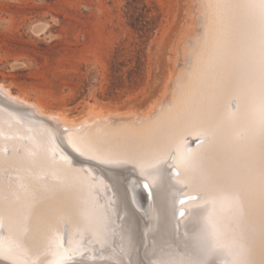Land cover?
<instances>
[{
	"label": "bare ground",
	"instance_id": "1",
	"mask_svg": "<svg viewBox=\"0 0 264 264\" xmlns=\"http://www.w3.org/2000/svg\"><path fill=\"white\" fill-rule=\"evenodd\" d=\"M196 1L198 29L191 32L185 45V68L175 81L177 89L169 106L155 113L152 119L142 118L144 120L139 125L129 120L114 125L107 116L97 117L103 115L102 110L90 109V115L82 118L88 122L92 118L91 123L85 131L75 135L83 138L84 143L87 140L93 144L97 152L103 153L102 157L71 145L67 127L76 128L78 123H84L82 119L78 122L69 118L61 114L62 110L48 112L38 101L36 103L14 93L0 81V108L13 114L0 111V131L17 132L25 138L0 137V146L11 149L21 146L24 151L18 155L11 150L10 156L0 151V225L8 229V237L0 244L11 245L17 241L22 244L23 241L22 256L30 264H91L86 263L88 260L73 262L67 253L81 252L84 242L71 238L67 246H62L59 225L66 221L69 235L73 231L89 232L92 238L89 245L95 241L101 247H108L109 251L102 253L104 257L101 258L90 252V259L95 260L93 264H104L100 259H107L108 263L104 261L106 264H160L162 259L176 261L177 264L188 260H199L202 264H219L218 261L221 264H245L226 259L232 250V231L236 223L231 217L227 221L220 217L222 205L219 196L224 190H232L229 181L233 172L237 170L243 174L244 169H234L216 117L232 123L242 115L251 114L249 104L259 100L253 97L264 94V25L259 8L247 6V0ZM186 96L196 103L199 100V110L184 108V103L189 100ZM232 98L236 99L235 110L228 103ZM19 108L24 115L35 114L37 119L32 120L34 123H43L42 127L39 125L38 132L18 130L17 124L21 120V115H17ZM24 117L28 121L33 119L29 115ZM190 120L206 123L205 129L213 131L207 141L201 137L205 129L193 131L190 129L193 126H183L191 124ZM48 125L58 128L53 126L54 131L51 126V131ZM53 131L64 144V149L61 147L65 151L63 154L76 164L70 163L66 156L62 159L61 155L54 154ZM217 133L221 140L215 136ZM187 135L188 140L185 138ZM198 136L203 140L198 141ZM262 140L258 139V144ZM171 150L173 161L168 162L166 156ZM122 157L126 159L114 160ZM27 162L35 166L30 179L17 175L14 186L4 182L1 177L3 170L14 169L19 174L25 171ZM81 164L84 169L80 168ZM41 174L48 175V180ZM252 178L251 185L245 184L243 188L253 200L257 195L261 208H264V196L260 194L264 190H257L260 181ZM141 183L148 187L141 186L140 194L135 188ZM183 185L188 190H184ZM194 190H201L203 198L179 203L180 199L195 196L191 194ZM98 194H102V200ZM3 195L9 196L8 201L3 200ZM137 199L139 202L143 200L142 206ZM110 201H113L112 206ZM203 205L211 208L207 215L198 212ZM108 209L115 226H119L116 239L108 229L109 219L104 214ZM180 211H184V216H180ZM248 222L250 224V220ZM253 223L256 224L255 221ZM185 239L192 244L197 242V256L183 255L187 252ZM176 247H179L178 251L171 250ZM263 248L264 234L260 236L257 249ZM105 249L100 250L104 252ZM117 250H122V253ZM5 262L0 259V264H7Z\"/></svg>",
	"mask_w": 264,
	"mask_h": 264
},
{
	"label": "rangeland",
	"instance_id": "2",
	"mask_svg": "<svg viewBox=\"0 0 264 264\" xmlns=\"http://www.w3.org/2000/svg\"><path fill=\"white\" fill-rule=\"evenodd\" d=\"M197 8L196 0H0V81L8 85L14 93L26 96L34 102L38 101L44 110H48V112L49 110L50 112H61L62 110L61 114L77 119L78 122L84 121L85 115H90L91 109L102 110L103 115L97 117L107 116L114 125L124 120L139 125L146 117L152 119L155 113L168 107L173 100L177 89L175 81H178L185 68V45L191 32L198 29L196 24ZM262 96L253 97L259 100L249 104L252 109L251 114L242 115L232 123L216 117L217 124H221V133L225 136L224 147L231 154V163L234 165V169H244L243 174H239L237 170L233 172L229 181L232 190H224L219 196L222 205L220 217L226 221L231 217L234 219V224L236 223L232 231L234 241L230 245L232 250L226 259L237 260L245 264H264V250L257 249L260 236L264 234V208H261L257 195L256 200H253L252 196L249 193L247 195V191L243 188V186L246 187L245 184L251 185V181L254 180L252 177H256L260 181H258L257 190L262 192L264 190V94ZM187 99H189L188 102L185 101L188 105L184 103V108H189V111L199 110V100H196L198 101L196 103L189 97ZM189 101L191 105L192 103L195 105H192L193 108ZM228 103L232 110L236 109L235 98L230 99ZM196 104L198 105L196 106ZM186 109L184 110L186 111ZM3 110L0 108V111L3 112ZM20 110L19 108L18 112L20 113L17 114L21 115L19 116L21 120L17 124L18 130L38 132V128L42 127L43 123H34L32 120L37 119L35 114L25 113L24 115ZM4 112L12 114L6 110ZM119 114H123L122 117L116 116ZM28 115L33 119L28 121L26 118V123L24 116ZM247 116L248 119L250 118L249 120H246ZM79 119L82 120L79 121ZM91 119L89 122L85 120V125L82 122L81 124L76 122V124L78 123L75 124L76 128L72 126L74 128L72 129L70 126L71 128L67 127L68 130L66 128L65 130L70 134V143L75 149L93 152L102 157L103 153L97 152L93 144L88 143L87 140L84 143L83 138L75 135L83 132L82 130L85 131L91 123ZM190 121L191 124L183 126H193L190 127V129H194L193 131H202L207 127L206 123ZM48 126L50 128L52 125ZM55 128L54 131H56ZM205 130L206 132L201 137L207 141L213 131ZM54 131L51 138L54 145L53 152L56 153V156L61 155L60 157L63 159L66 156L63 154L65 152L64 144L61 143L62 140H58L60 136ZM13 136L25 139L17 132L0 131V137L10 138ZM215 136L221 140L218 133ZM201 137H197L198 141L203 140ZM185 138L188 140L189 136L187 135ZM261 138L263 139L262 143L258 144L257 140ZM219 143L221 144V141ZM192 144L190 142L191 147ZM11 150L17 152L18 155L24 154L21 146L14 149L5 145L0 146V151L6 153L7 156L12 154ZM173 154L172 150L169 151L166 161L172 162ZM67 158L70 159V163L76 164L71 157ZM118 159H126V157L114 158V160ZM27 163L25 171L19 172V174L14 169L3 170L1 177L4 182L14 186L17 175L26 180L30 179V173L35 166ZM82 165L80 168L84 169ZM40 176L45 180H48L49 177L44 174ZM182 187L185 188L184 190H188L186 185ZM192 192L191 194L195 195L192 196L195 197L194 201L203 198L201 190ZM263 193L260 194L264 196ZM100 196L98 194V197L101 198L99 199L102 200V194ZM2 198L4 201H8L9 196L3 195ZM189 198L185 201L192 200ZM109 204L112 206L113 201H110ZM210 209L207 205H203L198 209V212L207 215ZM104 214L109 219L108 229L113 239H116L119 235V228H117L119 226H115L109 209L106 210V213L104 211ZM254 221L256 224L253 223ZM59 227L63 247L68 245L71 238L78 242H84L81 252L75 254L67 252L73 262L88 260L89 262L86 263L93 264L95 260L90 259L91 251L95 252V256L101 258L104 257L102 253H106L108 250V247L105 246L107 248L105 249L95 241L90 244L92 246L90 247L89 242L92 238L89 232L73 231L71 237L68 231L69 224L66 221ZM5 228L4 225H0L1 243L2 239L8 237V229ZM84 237L86 238L84 239ZM184 242L187 252H183V255L186 257L197 256V242L192 244L190 240L186 241V239ZM19 243L21 242L17 241L11 245L0 244V259L3 263L6 260L12 264H30L22 256L21 246L23 247L25 243L23 241L22 244ZM114 245L115 243H113ZM207 246L209 249L212 248L211 245ZM102 248L105 249L104 252L100 250ZM117 248L119 247L117 246ZM177 249L179 247L171 250L175 252L178 251ZM117 251L119 254L122 253V250ZM260 254L263 256L262 259ZM99 261L104 264L106 261L108 263L107 259ZM218 263L221 264V261Z\"/></svg>",
	"mask_w": 264,
	"mask_h": 264
},
{
	"label": "snow or ice",
	"instance_id": "3",
	"mask_svg": "<svg viewBox=\"0 0 264 264\" xmlns=\"http://www.w3.org/2000/svg\"><path fill=\"white\" fill-rule=\"evenodd\" d=\"M247 6L250 7H258L260 10V16H261V22L262 25H264V0H247ZM145 187H148L147 185H145ZM190 199H195V197H190ZM180 204H184L185 200L184 199H180L179 200ZM180 216H184V211H180ZM160 264H177L176 261H172V260H161ZM181 264H202L201 261L199 260H188V261H184L181 262Z\"/></svg>",
	"mask_w": 264,
	"mask_h": 264
},
{
	"label": "water",
	"instance_id": "4",
	"mask_svg": "<svg viewBox=\"0 0 264 264\" xmlns=\"http://www.w3.org/2000/svg\"><path fill=\"white\" fill-rule=\"evenodd\" d=\"M142 186V188H144L145 187V185H142V183L140 184V185H138V187H136L135 188V191L137 190L138 191V193H140L141 194V192L140 191H142L141 190V187ZM145 188H147V187H145ZM147 191V190H146ZM148 191H149V189H148ZM137 203H139L141 206L143 205V200L141 199V201L139 202V199H137ZM7 264H12V263H9V262H6Z\"/></svg>",
	"mask_w": 264,
	"mask_h": 264
}]
</instances>
